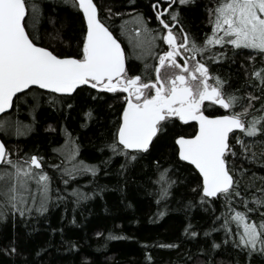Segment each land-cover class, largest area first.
I'll use <instances>...</instances> for the list:
<instances>
[{"label":"snow or ice","instance_id":"snow-or-ice-1","mask_svg":"<svg viewBox=\"0 0 264 264\" xmlns=\"http://www.w3.org/2000/svg\"><path fill=\"white\" fill-rule=\"evenodd\" d=\"M63 2L81 12L86 23V30L82 31L73 54H59L39 42L37 24L41 7L38 0H33L31 5L29 0H0V113H6L14 104L19 111L20 102L28 104L30 95L33 104L29 111L35 120L36 110L45 102L42 97L55 106L85 87L89 91L96 90L97 95L101 91L126 93L119 97L123 101L122 111L111 142L105 145L113 156L125 158L121 169L150 156L156 144L177 126V121L184 125L195 122L194 134L172 137V155L179 161L189 162L194 166L192 170L198 172L200 182L196 188L201 203L210 198H222L227 202L228 212L223 214L225 219L221 225L225 230L224 243L232 232L229 224L235 221L238 239L234 237L232 243L247 250L249 257L253 253L264 254V211L260 212L259 221L246 214L264 208V188L257 189L260 197L251 195L256 207L248 208L249 198L239 190V180L229 167V157L237 155L230 137L245 153L249 151L236 130L248 137L264 134V102L258 109L254 106V102L264 96V66L250 68L241 62L250 86L243 93L230 89L228 81L209 67L210 63L228 58L226 46L254 50L248 57L252 64L256 54L264 56V0H215L207 9L211 33L206 34L202 42L181 22L180 6L195 0H152L159 30L149 27L147 20L152 17L145 18L137 13L135 19L139 26L134 29L137 34L135 47L140 49L141 57L155 56L157 62L152 66L146 64L144 71L138 74H130L126 67L124 47L101 19L96 0ZM106 11L109 16L121 15L113 13L111 8ZM157 40L166 45L159 52L154 51ZM215 46L224 50H217ZM216 106L224 110L222 114H215ZM253 112L258 114L253 115ZM83 115L86 125L93 117L92 108ZM4 124L5 121L0 120V126ZM14 127L15 134L20 136L27 134L32 125L17 120ZM68 137L63 145L53 149L61 153L63 160L51 167L61 173L65 185L69 182L65 176L70 179L89 173L95 177L100 171L99 165L78 160L80 146L70 133ZM43 161L44 157L36 153L14 156L0 140V165H4L0 167V219H5L7 212L24 216L25 213L31 215L33 210L48 211L53 199L52 177L44 170ZM150 167L155 168L159 204L171 196L176 181L169 171L171 165L165 166L157 158L151 161ZM95 191L102 189L98 187ZM69 194L77 205L94 195L80 188H71ZM238 197L244 211L233 207L232 202ZM64 198L56 197L58 200ZM158 215L162 217L165 212L159 211ZM190 228L191 225L184 231L188 233ZM190 234L196 236L197 232ZM160 246L175 247L172 244ZM212 246L220 247V244L213 242ZM11 251L15 252V247ZM147 258L152 259L150 253Z\"/></svg>","mask_w":264,"mask_h":264},{"label":"trees","instance_id":"trees-1","mask_svg":"<svg viewBox=\"0 0 264 264\" xmlns=\"http://www.w3.org/2000/svg\"><path fill=\"white\" fill-rule=\"evenodd\" d=\"M32 2L29 0L30 5ZM96 2L106 14L108 8L113 13H121L110 16L120 20L133 7L141 10L138 13L152 17L146 0ZM38 3L41 16L37 36L41 45L59 54H73L82 31L86 30L82 13L63 0H38ZM214 3L215 0H195L181 8V22L198 38L208 32L207 9ZM253 53L254 50L250 49L231 51L227 59L216 65V73L228 81L230 89L243 93L250 88L241 62L250 68L264 66V56L259 54L255 55L254 64L248 60ZM132 70L136 71L135 68ZM255 94L260 95L259 92ZM94 96L97 98L93 99ZM42 99L45 102L36 110L35 120L29 111L33 104L31 95L28 104L20 102L19 111L14 104L12 110L0 118L8 122L7 127L0 126V138L14 156L36 153L44 157V170L52 177L53 197L45 213L33 210L31 215L25 213L21 216L18 212H7L6 218L0 219V264H264V254L253 253L249 257L247 250L232 243L234 237L238 239L235 221L229 224L232 232L228 234V242L224 243L225 230L221 225L225 219L223 214L228 212L227 202L222 198H210L201 203L196 188L200 182L198 172L172 155V137L194 134V125L177 124L156 144L150 156L121 169L125 158L113 156L105 146L111 142L122 111V103L117 97L103 93L97 95L95 90L89 91L85 87L70 99L65 98L63 104L52 106L46 102V97ZM262 102L264 96L255 101L254 106L258 109ZM68 104L72 107L68 108ZM89 107L93 110V117L85 125L83 113ZM17 120L24 125L31 124V130L17 136L14 127ZM68 133L80 146L77 159L99 165L100 171L95 177L89 173L70 179L65 176L69 181L65 185L61 173L51 165L62 162L61 153L53 149L64 144L69 138ZM238 134L242 135L249 151L245 153L244 148L230 137L237 155L229 157V167L239 180V190L249 198L248 208H254L251 195L260 197L257 189L264 188V134L253 137ZM157 158L165 166H172L169 171L176 181L171 196L159 204L155 168L150 167L151 161ZM98 187L102 191H95ZM71 188H80L94 195L77 205L69 194ZM58 196L65 198L58 200ZM232 204L244 211L239 197ZM159 211H164L165 215L159 216ZM261 211L264 208L246 214L259 221ZM189 225L190 231L186 233L184 229ZM191 231L197 235L192 236ZM213 242L220 247H213ZM170 244L175 247L160 246ZM12 247L15 252L11 251ZM149 253L151 260L147 258Z\"/></svg>","mask_w":264,"mask_h":264},{"label":"flooded vegetation","instance_id":"flooded-vegetation-1","mask_svg":"<svg viewBox=\"0 0 264 264\" xmlns=\"http://www.w3.org/2000/svg\"><path fill=\"white\" fill-rule=\"evenodd\" d=\"M149 5H150V9L152 11V20H147V23L149 25L150 28H152L153 30H159L158 28V21L155 19L154 16V12L153 9L151 7L152 4V0H146ZM193 4V3H190ZM188 4V5H190ZM134 6V4H132ZM186 5V6H188ZM98 7L100 8V16L101 19L103 20V22L106 23V25L109 26V29L113 32L114 35L117 36L118 39H120L122 47H124L125 50V57H126V67L129 69L130 74H138V73H142L145 69V65H149L152 66L154 65L157 60L155 56H149V57H141L140 54V49L135 47L136 44V39H137V34L135 33L134 29L136 27H138L139 25L136 23V14L138 12H140L141 10H136L135 7H133L131 9L130 12H128L126 15H124L122 18L123 20L117 19V18H113L110 17L108 14H106L103 10V12L101 11V6L98 4ZM182 7L185 6H180V9ZM143 16L145 18H147L146 15L143 14ZM208 19H209V15H208ZM122 27H123V31H122ZM208 32L207 34L211 33V25L208 23ZM192 36H194L198 41L203 40V38L205 37L202 36L200 38L196 37L195 35H193L192 33H190ZM132 40V41H130ZM163 48H166V45H163L161 41L157 40L156 42V47L154 49L155 52H159L161 51ZM215 48L217 50H221L223 51L224 49L221 48V46H215ZM227 51H226V55L228 57L229 53H231V51H235V50H243L246 51L248 50L247 48H239V49H233L232 46H226ZM251 50V49H250ZM223 61H219V62H214V63H210L209 67L210 70L214 73H216L215 71V67L216 65L222 63ZM133 68H135L136 71L132 70ZM134 71V72H133ZM96 91V90H95ZM100 93L103 94H108L110 96H115L117 97L121 103H123L122 99L119 97H122L123 95H126V93L120 92V93H105L103 91H101ZM207 103V102H206ZM217 111L215 114H222L224 110L219 109V106H216ZM209 112H212V109L208 110ZM177 124L181 125V126H187V125H194V124H187L184 125L182 122L177 121ZM196 128V125H194Z\"/></svg>","mask_w":264,"mask_h":264},{"label":"water","instance_id":"water-1","mask_svg":"<svg viewBox=\"0 0 264 264\" xmlns=\"http://www.w3.org/2000/svg\"><path fill=\"white\" fill-rule=\"evenodd\" d=\"M85 25H86V23H85ZM125 63H126V61H125ZM40 91H44V90H40ZM11 110H12V109L7 110L6 113H0V118H1L2 116H4V115L8 114ZM188 124H194V125H195V122H189ZM236 131H237V133L240 132V130H236ZM0 140H1V138H0ZM185 163H187L188 165H190L189 162H185ZM0 166H1V165H0ZM190 166H191V165H190ZM192 167L194 168V166H192Z\"/></svg>","mask_w":264,"mask_h":264},{"label":"rangeland","instance_id":"rangeland-1","mask_svg":"<svg viewBox=\"0 0 264 264\" xmlns=\"http://www.w3.org/2000/svg\"><path fill=\"white\" fill-rule=\"evenodd\" d=\"M130 41H132V40H130ZM7 121H5V124L3 125L4 127H7ZM31 202V201H30Z\"/></svg>","mask_w":264,"mask_h":264}]
</instances>
